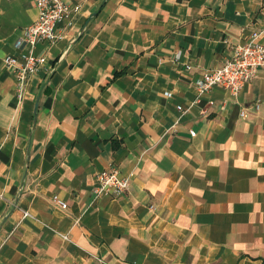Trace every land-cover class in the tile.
I'll return each mask as SVG.
<instances>
[{
  "label": "crops",
  "instance_id": "1",
  "mask_svg": "<svg viewBox=\"0 0 264 264\" xmlns=\"http://www.w3.org/2000/svg\"><path fill=\"white\" fill-rule=\"evenodd\" d=\"M64 1L19 99L4 57L38 8L0 0V264H264V65L195 84L264 44V0ZM110 167L129 188L96 195Z\"/></svg>",
  "mask_w": 264,
  "mask_h": 264
},
{
  "label": "built area",
  "instance_id": "2",
  "mask_svg": "<svg viewBox=\"0 0 264 264\" xmlns=\"http://www.w3.org/2000/svg\"><path fill=\"white\" fill-rule=\"evenodd\" d=\"M38 8L37 17L25 27L24 36L15 41L18 55L9 54L4 57L5 65L9 68L15 81V90L20 99L28 78L43 63L45 56L35 53V44L39 41L51 43L59 37L60 25L69 17L68 6L64 0H35ZM261 30H254L249 40L234 46L232 55L220 66L206 69L200 79L196 81L199 92H205L215 86L223 87L233 95L255 77L260 66L264 65V44L259 40ZM259 107L254 104V110ZM177 108H180L178 105ZM242 116L247 115V109L240 111ZM129 188V178L122 176L115 167H110L95 174L94 192L96 195L110 191L120 195ZM53 200L61 207L67 206L66 202L57 195ZM23 215H28L27 211Z\"/></svg>",
  "mask_w": 264,
  "mask_h": 264
}]
</instances>
